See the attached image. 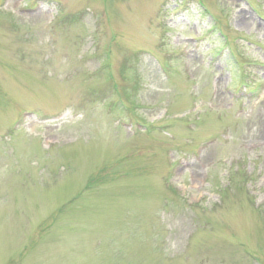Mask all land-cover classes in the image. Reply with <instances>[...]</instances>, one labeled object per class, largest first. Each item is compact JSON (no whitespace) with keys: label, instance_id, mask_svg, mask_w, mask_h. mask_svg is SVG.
<instances>
[{"label":"rangeland","instance_id":"374dc122","mask_svg":"<svg viewBox=\"0 0 264 264\" xmlns=\"http://www.w3.org/2000/svg\"><path fill=\"white\" fill-rule=\"evenodd\" d=\"M0 264H264V0H0Z\"/></svg>","mask_w":264,"mask_h":264}]
</instances>
